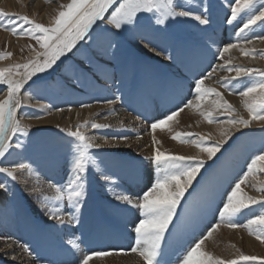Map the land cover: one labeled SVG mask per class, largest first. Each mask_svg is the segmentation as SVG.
<instances>
[{
  "label": "rangeland",
  "instance_id": "1",
  "mask_svg": "<svg viewBox=\"0 0 264 264\" xmlns=\"http://www.w3.org/2000/svg\"><path fill=\"white\" fill-rule=\"evenodd\" d=\"M3 2L0 0V10L17 16L28 15L31 19L47 26L52 23V18L60 10V5L68 4L70 0H61L59 3L58 0L51 2L19 0L20 5L15 3L12 9ZM184 3L197 14L207 8L206 15L210 24L205 26L191 18H177L164 26H156L143 18L138 25L129 28L128 31L120 30V34L117 35L113 31L105 30L110 26L99 22V27H93L91 39L86 44L81 41L75 50L68 53L65 56L66 58L69 55L65 64L53 77L51 76L54 74V67L64 57H61L52 69L34 76L35 79H44L27 93L26 89L22 95L28 94L51 110L80 107L87 102L97 104L115 100L125 112L128 111L130 115L147 123V127L150 128L152 123L176 111L187 100L194 98L195 82L213 67H217L214 56L217 55V49L223 48L228 43H235L238 34L253 39L256 36H264V22H257L245 33H239V28L242 27L240 18L231 24L228 23L231 18L229 0H184ZM30 45L38 48L34 40L17 37L0 29V53L13 54L10 59L0 60V67L25 63L33 58L35 53L31 51ZM257 47L261 48L260 52H264V43ZM259 50H256L257 53ZM169 55L172 59H167ZM217 57L219 58L218 55ZM255 58L264 61V55L258 54ZM204 62L210 64L209 69L204 67ZM249 68L264 71V66L261 65L249 66ZM217 70L221 74L228 72L219 67ZM20 71L24 70L20 69ZM227 76H235V72ZM257 79L258 76H242L237 80L229 81L230 88L235 86L234 90L225 89L218 81L215 85L219 88L218 91H223L224 99L235 109L237 108L234 114L249 119L238 92ZM5 90H7L6 85L0 84V92ZM21 100L17 108V118L19 119L22 113L25 118H29L30 121H24L25 123L21 121L22 125L29 126V134L26 137L22 134L12 137L13 146L4 158H0V166L10 167L19 162H26L33 166L34 172L31 175L27 171L18 172L15 181L0 173V182L7 185L3 192L0 191V238L9 240L11 237L13 243L28 245L31 252H26L34 258L35 264H81L83 258L93 252L119 254L116 250H130L135 242L134 225L142 216L139 210L116 201L114 194L125 192L134 198L141 196L152 186L158 175L156 165L150 157L145 162L141 153L135 149L133 141L139 133L130 126L123 129L118 126L112 127L119 132L107 130V127L95 129L98 134L111 138V141L114 139L119 141H112L114 147L107 150L98 148L91 150L101 171L96 172L95 169H91L88 173L83 206L77 213L79 224L61 225L49 217L51 205H46L42 197L53 195V190L47 188L49 183L62 185L68 179L72 146L75 141L61 129L76 128L38 124L36 121L39 119L36 117H42L43 112L34 108L30 102ZM209 106L207 105L205 109ZM106 115L107 113L95 119ZM182 115L183 113L179 114L174 125H171L172 131L164 129L165 132L168 131L166 133L168 141L172 140L177 132L196 134L193 129L195 122L183 123ZM200 117L198 114L194 120L197 119L195 121L200 125L208 123ZM215 117L221 121L227 119V116ZM258 125L255 127L252 123L249 128L242 127L238 130L212 160H207L197 174L191 187L181 199L176 215L165 233L161 244V255L158 258L160 264H180L190 247L194 246L211 225L219 222V210L223 207L227 194L247 170L250 158L264 148V127H262L264 122ZM205 134L207 136L211 133L205 131ZM190 139L195 140L197 136L193 135ZM173 140L181 145L192 144ZM17 142H22L23 146L16 148ZM214 142L216 140L211 138L207 141L208 144ZM116 143L125 145L120 149ZM171 154L184 156L183 153L173 149ZM102 175L111 176L116 183L111 184L103 180ZM256 176L250 177L245 183L246 186L243 184L245 187L242 185V188L248 195L260 197L264 194L258 192L256 188L261 186L259 184L261 180L264 181V173H258ZM2 193L5 195L1 196ZM262 204L251 205L248 209L242 210L235 218L236 222L247 223L249 218L264 211ZM69 210L64 206L65 216ZM213 235L214 237L212 236L202 245V248L213 256L229 260L236 259L240 253H243L262 259L238 260L237 264H264V244L255 239L254 235H250L246 228L231 229L222 224ZM69 239L75 240L79 247L73 248L69 245L67 243ZM94 258L95 260L89 261V264L115 262L104 257ZM0 264L14 263L0 253Z\"/></svg>",
  "mask_w": 264,
  "mask_h": 264
},
{
  "label": "snow or ice",
  "instance_id": "2",
  "mask_svg": "<svg viewBox=\"0 0 264 264\" xmlns=\"http://www.w3.org/2000/svg\"><path fill=\"white\" fill-rule=\"evenodd\" d=\"M48 2H51V0H48ZM186 8L187 5L184 0H70L68 4L60 5V10L52 18V23L47 26L31 19L28 15L17 16L0 10V18H6L0 19V29L6 30L17 37L30 38L38 46V48L29 46L35 56L27 62L0 67V84L7 87L6 98L0 100V158H4L9 149L12 148V137L17 134L26 137L29 134V126L22 125L17 118V108L21 103L20 93L25 84L38 73H44L52 69L61 57L71 53L81 41L86 44L91 39L93 26L99 27L98 21L110 26L106 27L105 30L113 31L117 35L120 34V30L128 31L129 28L138 25L143 18L148 19L156 26H164L177 18H191L200 25L205 26L210 24V20L206 15L207 8H204L200 14H197L191 8L185 10ZM229 8L231 18L228 23L231 24L238 18L242 22L239 33H245L257 22H264V0H229ZM25 25H28V27H25ZM254 39L264 42V36H256ZM252 43L253 38L242 37L238 34L236 42L228 43L223 48L217 49V55L221 60H224L226 53H230L231 50L237 48L245 56L255 58L258 54L264 55V52L257 53L255 49L245 51L244 45ZM152 50L155 51V49ZM12 55L11 52L0 53V60L10 59ZM167 59H172V57L169 55ZM218 67L230 73L235 72V76H225L218 81L222 87L229 90H234L235 87L231 86L230 88L229 81L237 80L242 76L259 77V79L244 86L238 92L242 98L243 107L250 118L245 119L242 115L234 116L236 109L224 99L223 94L214 87L205 86V80L211 78L213 73L217 71V68L213 67L210 72L195 82L193 99L187 100L182 107L151 124L153 132L157 129L172 131L171 122L176 121L179 114L187 108L199 112V115L209 124L220 123L227 124L230 127L223 128L220 132L221 138L212 144L207 143L211 134L202 136L192 133H176L172 137L173 139H177L181 143L195 144L201 153L206 154V159L200 156L168 154L156 148L154 155L150 158L156 165L158 173L152 186L141 196L135 198L125 192L114 194L116 201L123 202L139 210L142 216L138 223L134 225V246L128 251L116 250L119 254L127 255L130 252L140 257L144 264H160L158 258L161 255V244L165 233L176 215L177 207L185 192L191 187L207 160H212L228 143L231 138V129L249 128L254 121L264 122V71L242 66L233 67L230 59L225 60V63ZM20 69L24 71L21 72ZM16 77L20 78L17 79ZM212 96L215 99H212L210 107L205 109L204 105L209 103V97ZM108 103H114V101H108ZM83 107H90V105H83ZM44 110L42 107L41 111ZM48 111L50 114V109ZM58 111H63V109H58ZM215 113L227 116V119L217 120ZM36 118L40 119L42 117ZM82 127L99 129L109 127V125L89 124L85 121L83 124H78L75 130L61 129V131H66V134L74 138L75 141L72 146L68 179L62 185L49 183L48 186L53 189L54 194L51 197H42L46 205H51L48 212L49 217L61 225L79 224L77 213L83 206L88 173L91 169H95L96 172L101 171L95 156L91 152L92 149L99 148V145L93 142L92 137L86 136L81 131ZM193 135H196L197 139H190ZM124 139H127V137H124ZM153 143L159 144L160 142L153 137ZM22 146V142L15 144L16 148ZM22 171H27L31 175L34 169L30 163L26 162H19L10 167L0 166V173L5 174L13 181L17 180V173ZM258 173H264V148L250 158L247 170L235 182L230 193L227 194L226 201L219 210V222L211 225L194 246L190 247L180 264H237L238 260L258 261L262 259L240 253L236 259L225 260L213 256L202 248L205 241L211 238L222 224L233 229L244 227L250 235H254L264 243V211L253 218H249L245 224L237 223L235 220L242 210L248 209L251 205L262 204V201H264V195L260 197L248 195L241 187L249 181L250 177H255ZM101 178L111 184L116 183L111 176L102 175ZM6 187V183L0 182V189H6ZM256 190L264 194V181H261V186L257 187ZM64 206L70 209L67 216L63 211ZM262 207H264V204H262ZM67 243L73 248L79 247L75 240L69 239ZM22 247L29 253L31 252L28 245ZM112 254L113 252H93L85 256L81 264H89V261L94 257H107Z\"/></svg>",
  "mask_w": 264,
  "mask_h": 264
},
{
  "label": "bare ground",
  "instance_id": "3",
  "mask_svg": "<svg viewBox=\"0 0 264 264\" xmlns=\"http://www.w3.org/2000/svg\"><path fill=\"white\" fill-rule=\"evenodd\" d=\"M6 5L12 9L14 4L17 3L18 6L20 5L18 3L19 0H3ZM26 1V0H25ZM29 1V0H28ZM61 1V0H60ZM58 0L57 3L60 2ZM67 1V0H65ZM3 2V3H4ZM23 2V1H22ZM28 3V2H27ZM48 3V2H47ZM54 3V2H53ZM52 3V5H53ZM35 4V3H34ZM24 5V3H23ZM51 5V4H50ZM55 5H53L54 7ZM19 8V7H18ZM47 9V8H46ZM51 9V8H50ZM22 12V11H21ZM100 21H98L97 23H99ZM95 26V25H94ZM93 26V27H94ZM83 42V41H82ZM264 42H261L260 40H256V39H253V43L252 44H245L244 45V49L245 51H249L251 49H255V50H259L261 48H258L257 46L262 44L263 45ZM76 49V48H75ZM74 49V50H75ZM161 51V50H160ZM263 51V50H262ZM259 53L260 50H259ZM216 56L215 58V64L217 65V67L219 65H223L225 63V60H231V66L235 67V66H242V67H246V68H249V66H264V61L262 59H257V58H253L252 56H245L241 53L240 49L237 48V49H233L231 50L230 53H226L225 54V59L224 60H221L220 58L217 57V55H214ZM260 57V56H259ZM67 60V59H66ZM66 60L64 59L63 60V64H65ZM63 64L61 66H63ZM60 66V67H61ZM204 67L208 68L210 67V64L207 65V63L204 62ZM216 67V68H217ZM219 70V69H218ZM218 70L213 73V75L211 76V78L205 80V86L206 87H214L216 89H219L218 87H216L215 84H217V81H220L222 77H225L227 75H230V72H224L223 74H221L220 72H218ZM57 71V68L54 70V74L56 73ZM58 72V71H57ZM53 74V75H54ZM52 75V76H53ZM51 76V77H52ZM17 79H19L20 77H16ZM44 78H40V79H35L34 77L32 78V80L28 81L25 86H24V90H21V93H20V100L23 99L24 102H30L34 108H38L39 111H41V108L43 107L45 110L42 111L43 112V116L41 119L37 120L36 122L38 124H44V125H50V126H55V127H71V128H76V126L78 124H83V122L87 121L89 122V124L91 123H102V124H105V125H109V127H107V130H112L113 132L117 131L119 132L118 130H113V126H118V127H122V129L126 126H130L132 129H135L137 131V133H139V136L136 137L134 139V143H135V149H137L139 151V153H141V155L144 157V160L145 162H147V158H151V156L154 155V151L156 148H159L160 151L162 152H166L168 154H171V151L173 149V151H178L179 153H183L184 156H200L202 158H206V154L204 153H201L199 148H197L193 143L192 144H184V145H181L179 144L178 142H176L175 140H167V136H166V133L168 132H165V130H161V129H157L155 132L152 131L151 127L148 128L147 126V123L145 122H142L140 119L130 115L127 112H125L123 110V108L120 107L119 103L115 100H109V101H114V103H108V101H105L104 103H97V104H88L86 103V105H90V107H83L82 106H78V107H68V108H60V109H63V111H58V110H51L50 109V114H49V111H48V107L45 106L44 104L40 103V102H37L35 101L31 96H23V92L26 90V93L30 90V89H34L38 84V82L40 80H43ZM50 79V78H49ZM110 85V84H109ZM31 86V87H29ZM113 91V90H112ZM223 96H224V93L222 90H219ZM6 94H7V90L3 91V92H0V100H3L5 97H6ZM86 95V93H85ZM113 95V93H112ZM234 96V95H233ZM89 97V96H87ZM225 97V96H224ZM229 97V96H228ZM235 97V96H234ZM239 97V96H238ZM237 98V97H236ZM241 98V97H240ZM71 99V98H70ZM73 99V98H72ZM82 99V98H81ZM99 99H102L99 97ZM113 99V98H112ZM117 99V98H116ZM215 99V98H213ZM69 100V99H68ZM75 100V99H73ZM103 100V99H102ZM100 100V101H102ZM212 100V98H209V103H206L204 105V108L207 107V105H210V101ZM22 101V100H21ZM86 101V100H84ZM95 101V100H94ZM97 101V100H96ZM70 102V101H69ZM235 102V101H234ZM240 102V101H239ZM238 102V103H239ZM242 102V100H241ZM83 104V103H82ZM70 105V104H69ZM81 105V104H80ZM74 106V105H73ZM210 107V106H209ZM241 107V106H240ZM242 108V107H241ZM71 109V110H69ZM237 109V108H236ZM244 110V109H243ZM137 111V110H136ZM242 112V111H241ZM245 112V111H244ZM107 113V115L103 118H99V119H95L97 116H103ZM109 113V114H108ZM182 122L183 123H189L191 124H194V127L193 129H195L196 131V134H200L202 136H206L205 134V131H207L208 133H211V136L210 138L211 139H214V140H218L220 139V132L223 128H228L230 127L229 125L227 124H220V123H214V124H209V123H206L205 125H200L199 123H197L194 118L199 114V112H197L196 110L194 109H185L183 112H181L180 114H182ZM238 113V112H237ZM21 114V113H20ZM217 114V115H215ZM214 115L215 116H218L220 115L219 113H215ZM245 114V113H244ZM234 116H237L236 114H233ZM245 115H248V114H245ZM244 115V116H245ZM249 116V115H248ZM202 118V116L200 117ZM20 121H30L29 118H25L24 117V113L21 114L20 118H19ZM194 120V121H192ZM200 120V119H199ZM202 120V119H201ZM205 120V119H204ZM203 120V121H204ZM24 122V123H25ZM261 121H256V122H253L255 127L256 126H259L258 124L260 123ZM179 124V123H178ZM189 124V125H190ZM171 125H174V122H171ZM191 126V125H190ZM242 127H240L239 129H231L230 131V136H234L238 130H240ZM190 129V128H189ZM244 129V128H243ZM81 131L88 137H92L93 138V142L97 145H99V148L98 149H104V150H107L111 147H114V143L113 142H117L119 140H112L111 141V138H108L107 136H104L102 134H98L96 132V130L94 128H91V127H82L81 128ZM106 131V130H105ZM180 132V131H179ZM112 133V132H111ZM178 133V132H177ZM115 135V134H113ZM208 135V134H207ZM213 136V137H212ZM217 139H215V137ZM153 137H155V139L157 141H159L160 143L159 144H154L153 143ZM113 138H116V137H113ZM112 138V139H113ZM124 141H128V140H124ZM120 143V142H119ZM121 143H125V142H122ZM120 143V144H121ZM128 143V142H127ZM120 144H117L116 145L121 149L124 147L121 146ZM128 145V144H127ZM126 145V146H127ZM104 152V151H102ZM107 152V151H106ZM153 166V165H152ZM260 174V173H259ZM263 174V173H262ZM263 176V175H262ZM29 177V176H28ZM28 177H27V180H28ZM32 177V176H31ZM35 177V176H34ZM239 177V176H238ZM257 177V176H256ZM25 178V177H24ZM31 179V178H30ZM37 179V178H36ZM256 179V178H255ZM23 180V179H22ZM39 180V179H37ZM41 181V180H40ZM253 181V180H252ZM262 181V180H261ZM34 182V181H33ZM43 182V181H42ZM233 182V181H232ZM258 182V181H256ZM26 182H24L25 184ZM28 183V182H27ZM48 183V182H47ZM46 183V185H47ZM253 183V182H252ZM31 184V183H29ZM196 184V183H195ZM261 184V183H259ZM26 185V184H25ZM32 185H35V184H32ZM253 185V184H252ZM48 186V185H47ZM244 186V185H243ZM246 186V184H245ZM244 186V187H245ZM26 187V186H25ZM37 187V186H36ZM242 187V186H241ZM254 187V185L252 186ZM258 187V186H257ZM49 188V187H47ZM43 189V188H41ZM40 189V190H41ZM50 189V188H49ZM48 189V190H49ZM249 189H251L249 187ZM4 189H0V191ZM53 190V189H52ZM38 191V190H37ZM47 191V190H45ZM252 191V190H251ZM36 192V191H35ZM52 192V191H51ZM51 192H49V194H51ZM54 194V193H53ZM5 194H1V196H3ZM48 195V193H47ZM261 195V194H260ZM51 196V195H50ZM1 198V197H0ZM3 198V197H2ZM224 201V200H223ZM96 226V225H95ZM223 228V227H222ZM225 228V227H224ZM233 229V228H231ZM228 230V229H227ZM238 230V229H237ZM226 232L224 230H221V232ZM227 233V232H226ZM238 233V232H237ZM243 233V232H242ZM245 233V232H244ZM1 234V233H0ZM241 234V232H240ZM247 234V233H246ZM242 235V234H241ZM9 236V235H7ZM244 236V235H243ZM250 236V235H249ZM214 237V235H213ZM238 237V236H237ZM9 238V237H8ZM256 239V237H254ZM214 241V239H212ZM247 240V239H246ZM253 240V239H252ZM251 240V241H252ZM12 239L10 237V239L8 240L7 238H0V253L7 259L11 260L12 263L14 264H35L34 263V258L31 256V255H28V253L26 252V250H24V248L22 247V245L20 244H16L11 242ZM249 241V240H248ZM63 242V241H62ZM256 243V242H255ZM264 244V243H263ZM256 245V244H255ZM263 247V246H262ZM250 248V246H249ZM258 249H259V246H258ZM256 249V250H258ZM255 250V251H256ZM254 251V252H255ZM261 251V250H260ZM252 252V251H251ZM250 252V253H251ZM253 253V252H252ZM256 253V252H255ZM260 254V253H259ZM264 256V255H263ZM104 259H112V260H115V262H112L111 264H144L143 260L138 257L136 254H128V255H123V254H112L110 256H107V257H104ZM95 258H93L92 260L90 261H94ZM111 260V261H112Z\"/></svg>",
  "mask_w": 264,
  "mask_h": 264
},
{
  "label": "water",
  "instance_id": "4",
  "mask_svg": "<svg viewBox=\"0 0 264 264\" xmlns=\"http://www.w3.org/2000/svg\"><path fill=\"white\" fill-rule=\"evenodd\" d=\"M64 59L66 60V58H64ZM63 63H64V62L62 61V62L58 65V67L61 66Z\"/></svg>",
  "mask_w": 264,
  "mask_h": 264
}]
</instances>
